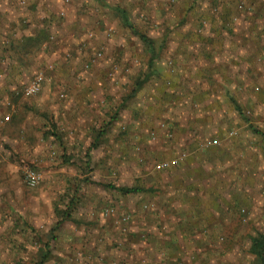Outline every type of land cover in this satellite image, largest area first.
<instances>
[{
  "label": "rangeland",
  "instance_id": "1",
  "mask_svg": "<svg viewBox=\"0 0 264 264\" xmlns=\"http://www.w3.org/2000/svg\"><path fill=\"white\" fill-rule=\"evenodd\" d=\"M234 101L264 132V0H0V264H255Z\"/></svg>",
  "mask_w": 264,
  "mask_h": 264
},
{
  "label": "trees",
  "instance_id": "2",
  "mask_svg": "<svg viewBox=\"0 0 264 264\" xmlns=\"http://www.w3.org/2000/svg\"><path fill=\"white\" fill-rule=\"evenodd\" d=\"M244 1V0H243ZM243 10L244 8L246 9L247 3L241 6V4L238 6V9ZM119 18L120 21L122 22L123 26L126 28L130 29L134 35L138 36V38L141 40L143 43L146 52L148 53L149 56H151V67H153V62L155 60V56H157V51H156V43L153 40V37H151L148 34H144L141 32H138L137 29L135 28L134 24L131 22L128 14L124 10H119ZM234 107L238 115L249 125V128L251 132H253L255 135L259 136L263 142H264V132L258 130L256 127L251 125V121L248 119L246 113L244 112L243 108L236 102L234 101ZM113 190L118 191L124 196H130V195H136L139 193H143V189L140 188H118L116 186H109ZM250 252L251 255L254 258L255 264H264V233H259L257 236L253 237L251 239V247H250Z\"/></svg>",
  "mask_w": 264,
  "mask_h": 264
},
{
  "label": "built area",
  "instance_id": "3",
  "mask_svg": "<svg viewBox=\"0 0 264 264\" xmlns=\"http://www.w3.org/2000/svg\"><path fill=\"white\" fill-rule=\"evenodd\" d=\"M36 87L33 86L29 89V93H31ZM41 177L35 171H28L27 172V183L30 187H35L40 180Z\"/></svg>",
  "mask_w": 264,
  "mask_h": 264
}]
</instances>
